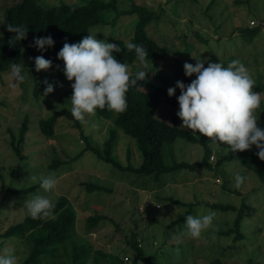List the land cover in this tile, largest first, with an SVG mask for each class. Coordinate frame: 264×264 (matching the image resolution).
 Wrapping results in <instances>:
<instances>
[{"label": "rangeland", "instance_id": "1", "mask_svg": "<svg viewBox=\"0 0 264 264\" xmlns=\"http://www.w3.org/2000/svg\"><path fill=\"white\" fill-rule=\"evenodd\" d=\"M20 0H0V28L3 11ZM44 5L61 1L81 0H39ZM119 8L130 6L131 0H118ZM153 12L145 26L148 36L166 51L164 59L153 62L135 61L129 65L131 73L144 68V88L153 93L164 84L172 87L177 80H185L183 64H195L193 57L207 58L225 66L235 59L240 60L249 70L255 84H264V0H133ZM114 15H109L112 18ZM136 13L120 16L115 24L96 25L91 33L97 39L107 42L115 38L125 41L133 33ZM207 64H205V67ZM26 69V68H25ZM16 87L11 86L9 71L0 74V233L10 224L17 223L25 215L23 201L33 194L41 193L52 201L60 195H67L77 211L76 230L94 246L107 252H118L122 257L133 258L131 252H123L126 239L136 233V239L145 250L161 264H264V182L252 171L244 168L235 158L236 152L228 151L223 142L213 143L207 137L211 155L209 164L195 169H178L154 179L147 175L120 170L101 159L89 149L74 157L86 147L81 132L90 144L101 146L111 126L109 121L95 115H88L86 122L79 126L71 116H60L55 134L46 137L37 128L39 118H46L54 111L70 110L68 98L72 95L71 81L62 80L51 70H41L38 88L34 95L35 83L32 72ZM45 81L53 85V91L45 94ZM260 107L255 110L258 126L264 127V91ZM156 101L155 116L172 123L177 106L166 103L161 97ZM25 117L29 129L21 153L27 155L19 161L10 145L12 133L17 137ZM199 143L178 139L166 144L165 162H193L203 155ZM229 153L230 160L216 164L219 157ZM113 155L121 165L137 166L140 152L130 136L118 131ZM52 159L62 161L50 167ZM246 176L245 182L234 187L235 174ZM54 174L57 185L45 193L34 176ZM82 181L102 185L106 190L87 192ZM39 186L26 194H12L11 189ZM236 189L238 192L229 189ZM198 203L186 206L174 202ZM230 204L235 209H218L210 204ZM245 205L240 222L242 237L235 238V232L224 235L223 231L233 226L237 210ZM213 210L214 229L202 233L201 238L191 239L181 235L185 220L174 225L171 221L181 217L188 210L191 215ZM98 212L107 215L100 227L90 234L84 233L85 218ZM189 214H186L189 215ZM7 248L12 251L18 264L27 253L25 244L16 237L0 238V253ZM217 260V261H216ZM137 264H140L138 261Z\"/></svg>", "mask_w": 264, "mask_h": 264}, {"label": "trees", "instance_id": "2", "mask_svg": "<svg viewBox=\"0 0 264 264\" xmlns=\"http://www.w3.org/2000/svg\"><path fill=\"white\" fill-rule=\"evenodd\" d=\"M118 2V0H81V2L61 1L57 4L44 5L39 0H20L6 7L3 11V21L0 28V74L9 71V66L12 63L25 65V68H29L32 72L35 83L33 94L37 95L40 92L38 81L42 72L41 70L36 71L34 68V58L36 56L42 55L45 59H50L52 65L49 70L54 71L60 79L67 80L63 74V62L57 59V53L62 48L65 40L70 44L78 42L83 36L91 34L93 26L107 24L113 26L120 16L128 13H136L137 15L133 33L127 41L121 38L110 41L118 44L121 49L119 53L114 52L113 55L128 65L139 61L134 50L126 48V43L130 41L142 45L147 50L148 57L145 61L151 60L153 68H156L158 61L165 58L166 51L145 31V26L150 22L153 12L145 5L137 4L133 0H131L130 6L125 9L119 8ZM111 14L114 16L109 18ZM7 24L27 26L26 38L20 41L10 39L13 34L6 30L5 25ZM49 34L55 41L54 45L44 51L37 50L33 46V38ZM194 78L193 75L180 81L187 84ZM144 86L145 79L137 81V85L129 86L126 93L128 107L124 112L117 113L107 108L97 109V116L111 123L107 130V136L101 146H92L87 136L81 132V137L86 141V147L74 158L77 159L85 150L89 149L98 159L113 164L120 170L135 172L138 175H147L154 179L181 168L195 169L207 166L211 151L206 136L196 133L194 130L180 127L175 120L168 123L155 116V104L159 97L166 103L178 107L176 96L179 95V89L172 97H169L167 89L170 86L166 84L153 93H149ZM253 91H264V84L254 85ZM64 115L71 116L70 110L62 108L54 111L46 118H39L37 121L38 130L46 137L53 136L59 117ZM75 122L79 126V121L75 120ZM28 129V117H25L18 130L17 137L12 133L10 145L19 161L28 157L21 153V147ZM118 131L135 140L140 152V162L137 166L131 164L123 166L114 157L113 151L117 143ZM178 139L199 143L204 150L202 157L193 162L173 160L171 163H166L165 145H172ZM256 152L257 149L253 146L249 150L237 151L235 158L241 166L252 171L264 182V161L257 157ZM229 159L231 160L232 156L226 153L219 157L216 164L219 165L224 160ZM62 163V161L52 159L49 166L56 167ZM80 185L87 192L106 190L102 185L91 182L82 181ZM38 186V184H34L28 187L11 189V192L12 194H26L32 192ZM229 190L238 192L236 189ZM171 200L186 206L198 204L181 202L176 199ZM53 202L56 205L53 216L44 219H32L26 214L20 221L10 224L0 233L1 239L16 237L27 247V253L19 264H126L125 260L129 256L124 255V257H121L118 252H107L101 248H94L86 237L83 238L78 234L76 230L77 211L67 195H60ZM210 205L218 209H235L230 204L212 203ZM244 210L245 205L242 203L236 212L233 226L221 233L229 235L235 232L234 239L242 237L239 228ZM186 214H189L188 210L181 217L171 221L169 225L185 220ZM106 218L112 219L98 212L88 215L84 221V233L88 235L94 232ZM125 241L126 246L122 251L124 253L129 251L133 256L128 264H137L138 261H140V264H161L155 258H152L150 254L145 253V250L136 239V233L131 234ZM176 264L186 263L179 262Z\"/></svg>", "mask_w": 264, "mask_h": 264}, {"label": "clouds", "instance_id": "3", "mask_svg": "<svg viewBox=\"0 0 264 264\" xmlns=\"http://www.w3.org/2000/svg\"><path fill=\"white\" fill-rule=\"evenodd\" d=\"M5 27L13 34L10 39L20 41L26 38L27 26L7 24ZM95 34H87L71 44L65 40L57 53V59L63 62L64 76L72 82V95L68 98L71 116L82 123L86 122L88 115H95L98 108L124 112L128 107L126 93L129 86L144 80L148 72L141 68L130 73L129 65L113 55L121 51L119 45L97 39ZM54 43L50 34L33 38V46L39 51L52 47ZM126 48L134 50L141 64L148 57L142 45L129 41ZM192 58L195 64L185 62L183 72L185 77L194 75L195 78L187 84L177 80L174 86L167 89L169 97L179 89L176 116L182 122L180 127L209 137L213 143L223 142L228 146V151H245L255 146L257 157L264 161V127L258 126L255 115V110L261 104V95L253 91L255 81L247 67L238 59L225 66L220 61L212 62L200 56ZM51 65L52 61L42 55L34 58L36 71L48 70ZM9 68L12 87L29 76L25 65L12 63ZM44 83L45 94L51 93L53 85L47 81ZM246 178L235 174L234 187L239 188ZM33 179L38 180L45 193L57 185L54 174L34 176ZM22 207L32 219H44L54 215L56 205L48 196L36 193L26 198ZM215 216V211L210 209L203 214L185 216L181 235L191 239L201 238L204 231L215 228ZM0 264H18L17 257L5 248L0 253Z\"/></svg>", "mask_w": 264, "mask_h": 264}]
</instances>
